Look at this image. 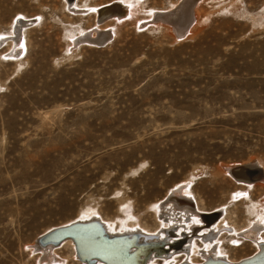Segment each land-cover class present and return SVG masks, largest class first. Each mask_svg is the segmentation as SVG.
I'll list each match as a JSON object with an SVG mask.
<instances>
[{"label": "rangeland", "instance_id": "1", "mask_svg": "<svg viewBox=\"0 0 264 264\" xmlns=\"http://www.w3.org/2000/svg\"><path fill=\"white\" fill-rule=\"evenodd\" d=\"M118 1L79 0L74 10L64 0H0V33L29 25L19 57L0 46V264H34L27 245L50 226L46 234L84 213L104 224L125 206L136 217L182 186L181 201L218 211L238 233L208 239L207 222L202 236L178 229L199 256L254 222L264 236V187L219 173L264 167V0H204L181 36L150 18L181 0H140L125 22L98 23L97 10ZM101 28L113 38L75 42ZM138 219L147 228L155 220ZM186 240L172 258L195 248ZM233 246L230 254L242 251Z\"/></svg>", "mask_w": 264, "mask_h": 264}, {"label": "bare ground", "instance_id": "2", "mask_svg": "<svg viewBox=\"0 0 264 264\" xmlns=\"http://www.w3.org/2000/svg\"><path fill=\"white\" fill-rule=\"evenodd\" d=\"M77 1L79 0H64V2L66 3L65 6L67 5L69 9L74 10L77 9ZM139 1L140 0H120L118 1V3L108 4L106 6L104 5L103 7H100V9L97 10L98 13L95 12L97 14L98 23H103L104 21L114 17H116L117 21H120L122 23L125 22L124 20H126V18H132V15H134L135 10L138 9H135L136 7L134 8L133 5L138 6ZM203 2L204 0H181L174 7L168 9V11L166 10L165 12H153L150 18L153 21L157 20L161 23H164L165 25L170 26V28L175 32V34H178L180 36L183 34H191L193 32V29L196 28L198 22V10L200 6H202ZM116 11H120V14L110 16L108 15L110 12ZM27 25L28 20L24 18V20L20 22V25H18V27L15 26L14 28H11L12 31L10 30V32L8 31V33L4 34L0 33V46L5 43L6 45L10 44L12 47L9 53V57H19V55L26 50L23 29ZM106 30H102L101 28V30L98 31L102 34V36H100L99 38L96 37L93 32L83 33L82 35L76 38L78 40L75 42H77L78 44L81 40L83 41L85 40V38H88L89 41H96L97 43H99L100 46L102 42L107 41L110 37L113 38L114 34L112 33V35ZM253 162L256 161H248L247 163H245V165L253 164ZM257 164L258 167H260L259 172L252 167L250 168V166L247 168L243 167L244 165L240 164L241 166L236 165L233 167L230 166L222 168L219 170V173L223 176L230 175V177L235 182L239 183L241 188H244L245 186H248V184H251V181L256 184L254 186L264 187V179H262L264 178V167L262 164L261 166L258 162ZM246 168L249 171H255V173L257 172V175L255 177H253V175L247 178L248 176H250L249 172L243 175L244 179H237L233 172L237 170L245 171ZM259 180H261V184L257 183V181ZM182 196H184V186L179 188H173L172 193L169 196H166L165 200L160 203L159 201L151 203L148 208L145 209V212L140 213L138 215L140 218L144 214H147V212H150L155 219L152 228H147L145 224L140 222L138 216L134 217V214L131 213V211H129V214H127V209L129 208L128 206H125V208L122 209L124 217L117 218V221H107V224H101L100 222H98L100 219L97 221V218H99L97 217V214H80L75 219L66 220L64 224H84L86 225V227L79 225L71 228L66 233L60 231L59 233L57 232L52 234L51 236H48L45 232L54 227L50 226L44 229L41 233H39L31 244L27 245V248L29 249V254L38 252V255L34 259V264H139V262L140 264H203L207 260L216 261L218 259L222 261H230L234 264L238 263L239 261L245 258H249L258 252L259 245L257 244L260 242H264V236L259 234L261 231V225L259 223L254 222L252 225L246 226L244 229H241V234L244 235L243 238L241 237V239H236L230 237L229 235H222L216 240L217 242L215 241L216 243L212 245L204 244L203 246L204 248H206V252H202V254L199 256L196 250L199 248L197 243L193 242L189 238L190 236L182 238L183 234H178L180 233L178 229H184V226H186V231L192 230L189 227L190 225H188L191 224L192 226L199 228L198 235L202 236L208 233L207 231H205L207 233H204V230L202 229L206 226L208 228L211 227L210 229L213 232L211 233L212 236H210L209 238L207 237L208 239L218 237L220 232L229 233L235 231L228 230L226 228L225 220L222 214L216 215L218 211H211L210 213L200 214L197 209H195V207H189L190 204L192 205L190 200L184 199L183 201H181L180 198ZM183 202L186 204L185 206ZM231 204L232 202H229L228 206ZM224 205L226 204H223L221 207H225ZM149 208L151 211H148ZM213 214L217 217L210 219V216ZM130 215H132L133 217L129 218ZM157 215H159L158 219H161V221H163L164 223L169 224L167 226L168 228L163 231H159L160 225L163 224L157 223ZM227 215L228 214L225 210L224 216ZM123 220L125 221L126 225L131 229H121L119 227V225H121L120 222ZM95 224L101 225L105 234L111 238L114 236L125 238L137 237L138 243H148L154 241L155 243H160L165 247L168 246V244H174L177 245L178 248L171 251L167 256L163 257L162 259H158L159 261L157 260L155 254L152 252L144 259L142 254L143 250H139V252L132 253L128 256L127 253L132 252L134 250V246H132L131 243H126L124 240L108 241L102 237H98V227L94 226ZM60 225H63V223H60L57 226L60 227ZM137 228L142 229L145 231V233H147L141 234L139 229ZM196 228H194L195 230H192V232L194 231L192 234L189 232H185L184 234L189 233L191 234V236H194L195 232L197 231ZM175 230L177 231L178 235L176 234V232H171L169 234V238L165 239V237H161V235L165 236V234H168L169 231ZM236 234L238 235V233ZM158 235L160 236L158 237ZM153 236L155 237V239ZM157 237L158 239H156ZM38 238L39 242H37ZM184 238L187 239L186 242H189V240H191V244H193L195 248L191 251V248L189 246L190 249L189 251H187L186 256H184L183 258H172L181 251H185V248H187V243H184V245L182 244ZM233 243H238V245L242 248V251L239 253L230 254V250L235 251L238 249L233 246ZM55 247L58 248L56 249ZM246 248L249 249L247 250ZM77 252L80 253L83 260L78 258ZM85 259L88 260L85 261ZM247 264H264V253H262V256L258 257L256 261H251Z\"/></svg>", "mask_w": 264, "mask_h": 264}, {"label": "water", "instance_id": "3", "mask_svg": "<svg viewBox=\"0 0 264 264\" xmlns=\"http://www.w3.org/2000/svg\"><path fill=\"white\" fill-rule=\"evenodd\" d=\"M72 1V0H71ZM120 12V11H119ZM118 11H116V12H110L108 15L110 16V15H115V14H120ZM108 15H104V16H108ZM250 172V176H248L247 178H249V177H251V176H253V175H255V171H249V170H245V171H240V170H237V171H235V172H233L234 173V175L237 177V179H244L243 177V175H245L246 173H249ZM241 177V178H240ZM246 178V177H245ZM211 216H213V217H211V218H214V217H217L216 215H211ZM84 226V227H86V225H84V224H67V225H64V226H60V227H57V228H54V229H52L51 231H50V233H48L47 235L48 236H51L52 234H54V233H59L60 231H62V232H67V231H69L71 228H73V227H75V226ZM89 226V225H88ZM93 226V225H92ZM94 226H96V227H98V237H102V238H104L105 240H108V241H110L109 239H107V236H106V234H105V232L103 231V229H102V227H101V225H94ZM56 235V234H55ZM57 235H59V234H57ZM55 238V237H54ZM77 244H78V242H77ZM132 244V243H131ZM258 245H259V250H258V252L255 254V255H253V256H251V257H249V258H245V259H243V260H241V261H239L238 263H235V264H247V263H250L251 261H256L257 260V258L258 257H260V256H262V253H264V242H260V243H258ZM168 247H169V250L168 249H165V247H163V245H161L160 247H158L157 249L156 248H154L153 250H154V252H155V255H156V257L157 258H161V257H163V256H167L168 254H169V252H171V251H173V250H175V249H177L178 248V246L177 245H174V244H170V245H168ZM77 256H78V258H80L81 260H83L82 259V257H81V255H80V253L79 252H77ZM88 259H85V261H87ZM209 262H210V260H207L204 264H209ZM213 264V263H212ZM218 264H227V263H218Z\"/></svg>", "mask_w": 264, "mask_h": 264}]
</instances>
